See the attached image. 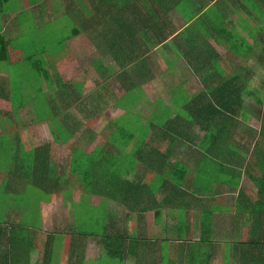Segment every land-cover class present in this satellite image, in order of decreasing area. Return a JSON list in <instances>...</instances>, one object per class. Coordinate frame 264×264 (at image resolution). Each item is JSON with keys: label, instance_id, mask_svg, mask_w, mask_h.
Wrapping results in <instances>:
<instances>
[{"label": "crops", "instance_id": "1", "mask_svg": "<svg viewBox=\"0 0 264 264\" xmlns=\"http://www.w3.org/2000/svg\"><path fill=\"white\" fill-rule=\"evenodd\" d=\"M93 1L16 0L1 14L7 48L6 60L0 57V190L9 199L0 220V264H264V151L255 152L264 122V77L256 71L264 69V8H231L224 0L200 11L197 0L170 8L166 29L174 38L149 45L148 73L130 67L118 81L116 67L111 73L105 68L110 43L97 38L107 24L92 22L87 34L66 41L45 30L68 15L80 25ZM209 17H217L216 31ZM185 30L186 41L180 37ZM29 54L38 55L41 66L32 57L26 61ZM81 58L88 65L79 76ZM243 81L249 82L245 88ZM129 83L137 88V121L121 104V84ZM66 96L78 97L69 106L78 108L76 121L58 120ZM199 96L233 97L235 113L237 99L244 103L231 143L217 152L198 148V126L177 116L182 104L194 108ZM52 108L57 120L50 119ZM38 112L45 119L38 121ZM117 119L149 131L111 136ZM163 126L183 136H155ZM246 128L256 136L238 137ZM203 155L211 157L199 173ZM166 179L169 184H161ZM176 186L185 192L180 200ZM35 191L44 199H13Z\"/></svg>", "mask_w": 264, "mask_h": 264}, {"label": "trees", "instance_id": "2", "mask_svg": "<svg viewBox=\"0 0 264 264\" xmlns=\"http://www.w3.org/2000/svg\"><path fill=\"white\" fill-rule=\"evenodd\" d=\"M198 3L196 4V11H200L206 6L214 7L211 3L218 0H197ZM227 2L228 6L231 8L240 7V6H248L252 9H258L263 7L264 8V0H224ZM185 2H191V0H94L92 3V13L88 12L89 17H81L79 18V30L78 26L74 27V33L60 36L59 38L63 40H68L69 38L78 35L79 32H83L85 34L88 33V29L92 28V22H96L99 24H107L108 28H104L103 31L97 33V38L105 40L110 44L107 46V50L109 52L110 58V67H116V72L112 73V76L118 78V81H121V74L127 73V68H132L133 72H141V73H148L150 71L149 65L147 63L148 56L146 54L149 52L150 48L149 45L159 46L168 42V40L173 37L174 32L168 31L166 29L168 22V10L170 8H182ZM236 2L238 4H236ZM231 3V4H230ZM244 3V5H243ZM7 4V5H6ZM17 4L16 0H0V8H3V12H0L3 15L5 12L6 7H10V5ZM211 4V5H210ZM84 11V10H83ZM81 12V14L83 13ZM68 18L69 15L67 16ZM79 17V16H78ZM209 19L213 20V30L216 31L217 29V17ZM71 20V19H70ZM25 22V21H24ZM26 25L28 22H25ZM205 32V31H202ZM185 33L187 30L182 32L180 37L184 41L187 40L185 37ZM58 39V38H57ZM0 41L3 43V47H0V57L1 60H6L3 56H6V48L7 43L5 42V38L3 35H0ZM27 41V40H26ZM192 42V39H190ZM138 44L140 46H138ZM122 45V47L120 46ZM262 50V49H261ZM259 50V51H261ZM179 53V52H178ZM180 54V53H179ZM183 56L186 52H182ZM264 57V50L261 53ZM38 55L29 54L27 56L26 61H30V58L34 60L33 62L39 63L38 66H41L40 61L37 59ZM105 65L103 66V68ZM109 68V67H105ZM141 70V71H140ZM131 71V70H130ZM127 74L124 75V77ZM248 81H243V88L247 87ZM129 87L126 85H122L123 90H125L123 98H121V104L123 107L126 105L129 106L131 111H129L131 120H138V116L134 113L136 100L135 95L132 96L133 91L137 88L134 83H129ZM81 88V85L80 87ZM77 89V87H76ZM241 98V97H240ZM4 100L9 101L8 97H3ZM75 99H78L76 97ZM73 98L70 96H66L61 99V105H65V112H62L60 118L58 119L60 122H67V121H76L78 120L76 110L74 111L69 109V106L72 105ZM135 100V102H134ZM202 100H205L206 104L200 103ZM238 100V106L236 113L231 107V103L233 101V97L230 98H218L216 96H212L211 98H203L201 96L194 98L195 102H199L198 104L195 103L194 108L184 107V104L181 105V111L177 112V116L184 119L188 125L192 124L198 126L199 132L202 135V142L199 144L198 148L202 149L203 152H217V150H221L222 148L226 147L227 144L231 143V139L233 135L236 133L237 125L239 124L237 118L239 115L244 116L243 112V101ZM242 102V103H241ZM260 103L264 106V102L260 101ZM223 110V111H222ZM50 119L57 120L56 111L53 110L50 112ZM92 115V114H91ZM93 116V115H92ZM162 116H164L162 114ZM168 116V115H167ZM164 119H166V117ZM159 117V116H158ZM38 121H41L45 118H42V114L40 112L37 113ZM163 118L160 120L164 121ZM220 119H223L224 124L218 125ZM236 122L234 123V121ZM120 119L112 121L111 124V136H145L141 135L138 132L146 131L143 128H127L126 130L120 127ZM168 123L172 122L168 120ZM165 122V121H164ZM150 125L153 126V123H157V119H154L152 122L149 121ZM161 123L157 124L158 127H161ZM166 125V124H165ZM169 125V124H168ZM233 125V126H232ZM158 129L156 130L155 136H163L164 138H169L173 135H177V138L182 137V133L178 129H174L173 127ZM56 127L51 126V131L56 132ZM58 130V129H57ZM61 128L59 131L61 132ZM155 131V130H152ZM258 134L257 139V146L255 152L264 151V122L261 125V129ZM177 140H175L176 143ZM211 156L203 155V158L200 163L199 173L201 167H208L209 165L206 164V159H209ZM91 158V157H90ZM205 159V160H204ZM213 162V161H211ZM75 165V161L71 164V167ZM181 176V173L175 174L172 178H178ZM170 180H160L161 184H169ZM178 184V182H175ZM176 188L177 193H175V197L180 200L183 198V194L185 192L180 191L178 186ZM152 194L151 191H149ZM188 195V194H187ZM187 198L189 200H194L191 195H188ZM184 200V199H183ZM183 202V201H181ZM156 215H159L158 209L154 212ZM205 223V222H204ZM204 225V224H203Z\"/></svg>", "mask_w": 264, "mask_h": 264}, {"label": "rangeland", "instance_id": "3", "mask_svg": "<svg viewBox=\"0 0 264 264\" xmlns=\"http://www.w3.org/2000/svg\"><path fill=\"white\" fill-rule=\"evenodd\" d=\"M66 3L68 4V1H66ZM66 3H64V4L66 5ZM76 26H78V24H76L75 22L71 21L70 18L63 17V18H60L57 22H56V20H53L52 23L47 24L45 26V28H46L45 30H47V29L50 30L52 32V34H53V37L57 39L60 36L73 34L74 33L73 29ZM78 30H79V26H78ZM26 33H28V28H26V32H25V27H23L22 32H21V37H22L21 41H23L25 43L27 42L26 41L27 38H28L27 36L29 35V34H26ZM82 33L83 32H79L78 35L82 36ZM70 44H72V43H70ZM80 50L83 51L84 49H80ZM81 55L82 54H80V56ZM84 55H85L86 58L90 57L92 59V54L89 51H86V49L84 50ZM98 55H100L99 52H98ZM82 57H83V55H82ZM108 61H110V60H108ZM66 64L68 66L73 65L71 61H68ZM87 65H88V60L86 61L84 58H81L79 60L78 65H77L78 66V72H76V73H78L77 75H79V76L84 75V68H87ZM243 65H244V63L242 64V66ZM246 66L248 67V65H246ZM130 70L132 72V68ZM112 71H114V68H112V67L107 68V72L111 73ZM256 71H257L258 74H260L262 77H264V69L263 68L258 66ZM88 74H89V71H86L85 75H88ZM91 77H93V76H91ZM98 81H99V78H98ZM258 83H260V81L253 82V85L258 84ZM167 85H168L167 87L171 86L172 85L171 81ZM112 87H114V89H116V90L118 89V85H117V83L115 81L112 82ZM258 110H259L258 113L261 114L262 108H258ZM143 113H144V115H148L150 112L148 110H146V111H143ZM127 115H130V114H127ZM10 117L12 118L11 115H10ZM23 119H25V118H23ZM26 119H30V118H26ZM32 119L35 120L33 115H32ZM255 123H256L255 126H257V127L260 126L259 125V120L255 121ZM120 127L125 129V130L127 129L125 127V125L122 124V123L120 124ZM243 128H245V126H243ZM239 132H240V135L238 137H242L243 136V137L249 138V139L254 134H255V136L257 134L256 133L257 130H253V129H249V128L240 129ZM238 137H237V139L240 140V138H238ZM8 199H9V197L3 192V190H0V220L6 218V216L8 215L6 208H4V205H5L4 203H6L8 201ZM13 199L14 200H18V201L36 202V201H40V200L44 199V195L35 191V192H29V193H26V194H18L17 196H14Z\"/></svg>", "mask_w": 264, "mask_h": 264}]
</instances>
